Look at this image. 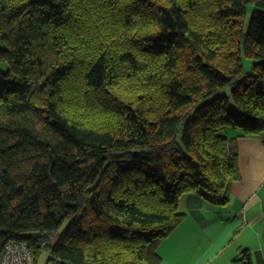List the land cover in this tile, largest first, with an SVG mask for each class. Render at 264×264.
<instances>
[{
    "label": "trees",
    "instance_id": "trees-1",
    "mask_svg": "<svg viewBox=\"0 0 264 264\" xmlns=\"http://www.w3.org/2000/svg\"><path fill=\"white\" fill-rule=\"evenodd\" d=\"M262 134L264 0H1L0 259L162 264L181 198L227 202Z\"/></svg>",
    "mask_w": 264,
    "mask_h": 264
},
{
    "label": "crops",
    "instance_id": "crops-1",
    "mask_svg": "<svg viewBox=\"0 0 264 264\" xmlns=\"http://www.w3.org/2000/svg\"><path fill=\"white\" fill-rule=\"evenodd\" d=\"M237 142L241 179L227 202L212 203L201 191L184 195L183 221L157 248L162 264H242L244 249L253 264H264V134Z\"/></svg>",
    "mask_w": 264,
    "mask_h": 264
},
{
    "label": "built area",
    "instance_id": "built-area-1",
    "mask_svg": "<svg viewBox=\"0 0 264 264\" xmlns=\"http://www.w3.org/2000/svg\"><path fill=\"white\" fill-rule=\"evenodd\" d=\"M0 264H36L35 253L27 244L20 241H11L2 253Z\"/></svg>",
    "mask_w": 264,
    "mask_h": 264
},
{
    "label": "rangeland",
    "instance_id": "rangeland-1",
    "mask_svg": "<svg viewBox=\"0 0 264 264\" xmlns=\"http://www.w3.org/2000/svg\"><path fill=\"white\" fill-rule=\"evenodd\" d=\"M253 9H254L253 4L248 3V13H247V18H246L247 23L249 22V19L251 17ZM243 62H244L245 71L248 73H252L253 72V63L252 62H254V61L247 59V58H244ZM229 91H230V87H226L220 91V94H227V93H229ZM49 256H50V250L44 249L43 253L40 256L39 264H46V260Z\"/></svg>",
    "mask_w": 264,
    "mask_h": 264
},
{
    "label": "water",
    "instance_id": "water-1",
    "mask_svg": "<svg viewBox=\"0 0 264 264\" xmlns=\"http://www.w3.org/2000/svg\"><path fill=\"white\" fill-rule=\"evenodd\" d=\"M36 235H39V233H38V234H36Z\"/></svg>",
    "mask_w": 264,
    "mask_h": 264
}]
</instances>
